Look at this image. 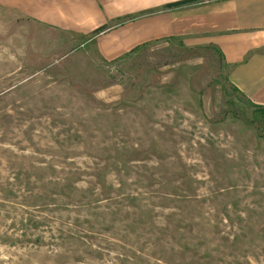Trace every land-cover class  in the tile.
Listing matches in <instances>:
<instances>
[{
  "label": "rangeland",
  "instance_id": "1",
  "mask_svg": "<svg viewBox=\"0 0 264 264\" xmlns=\"http://www.w3.org/2000/svg\"><path fill=\"white\" fill-rule=\"evenodd\" d=\"M229 70L177 38L107 62L0 0V264H264V106Z\"/></svg>",
  "mask_w": 264,
  "mask_h": 264
},
{
  "label": "crops",
  "instance_id": "2",
  "mask_svg": "<svg viewBox=\"0 0 264 264\" xmlns=\"http://www.w3.org/2000/svg\"><path fill=\"white\" fill-rule=\"evenodd\" d=\"M53 35L92 39L107 62L161 39L214 45L230 85L264 106V0H7ZM184 2L178 7L167 5ZM98 33V34H96ZM92 42V41H91Z\"/></svg>",
  "mask_w": 264,
  "mask_h": 264
},
{
  "label": "trees",
  "instance_id": "3",
  "mask_svg": "<svg viewBox=\"0 0 264 264\" xmlns=\"http://www.w3.org/2000/svg\"><path fill=\"white\" fill-rule=\"evenodd\" d=\"M183 3H184V2H179V3H174V4H171V5H167V6L164 7L162 10H164V9H169V8H174V7H178V6H180L181 4H183ZM150 44H152V43H149V44L143 45V46H141V47H138V48L134 49L131 53L137 51L138 49H141V48H143V47H146V46H148V45H150Z\"/></svg>",
  "mask_w": 264,
  "mask_h": 264
}]
</instances>
